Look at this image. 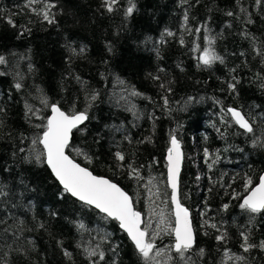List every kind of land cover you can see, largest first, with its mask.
<instances>
[{
    "label": "trees",
    "instance_id": "trees-1",
    "mask_svg": "<svg viewBox=\"0 0 264 264\" xmlns=\"http://www.w3.org/2000/svg\"><path fill=\"white\" fill-rule=\"evenodd\" d=\"M48 2L55 4L51 24L36 14L44 0L31 6L36 12L25 6L27 0H0V55L6 58L0 64V264H90L84 248L97 243L105 252L100 264H142L115 220L61 195L47 165L25 159L38 131L34 125L50 115L45 97L63 110L88 107L90 119L74 131L71 143L92 162L68 152L134 196L142 219L154 205L163 207V195L150 198L144 185L149 175L166 181L170 134L178 136L184 153L180 192L196 243L185 260L173 254L176 264H221L225 248L246 258L226 264H264V249L244 252L240 246L242 231L253 244L264 240V213L252 216L239 208L245 179L252 178L254 187L264 173V0H133L136 8L127 17L128 0H117L111 12L104 0ZM185 12L192 31L181 27ZM205 25L224 62L197 67L199 51H191L192 42L202 50L205 33L194 30ZM165 29L174 35L158 43ZM233 77L235 91L228 88ZM17 82L23 85L19 90ZM133 90L141 95L132 96ZM93 91L97 98L90 101ZM26 104L37 110L31 118ZM229 106L249 119L252 132L222 113ZM117 150L124 161L115 158ZM128 164L140 169L139 186ZM78 223L85 228L78 230ZM222 232L227 238L218 241ZM172 242L168 236L157 240L161 247Z\"/></svg>",
    "mask_w": 264,
    "mask_h": 264
},
{
    "label": "snow or ice",
    "instance_id": "snow-or-ice-1",
    "mask_svg": "<svg viewBox=\"0 0 264 264\" xmlns=\"http://www.w3.org/2000/svg\"><path fill=\"white\" fill-rule=\"evenodd\" d=\"M40 0H27L26 7L36 12V9L31 6L39 3ZM117 3V0H104V6L109 12L113 11V5ZM257 4L261 3V0H256ZM129 6L125 11V16L131 15L136 4L133 0H128ZM55 7V4L44 0L43 7L37 15H41L43 20L48 23H54V14L51 9ZM242 12L246 9L241 8ZM228 15H233L232 12H228ZM249 22H251L249 20ZM8 23L14 27L12 19L9 17ZM188 14L185 12L184 23L182 28L185 31H192L187 28ZM203 28L205 35L203 36L204 45L202 50L201 46L195 41L192 42L191 51L196 53L199 51L197 59V67H211L215 62H224V58L219 55L213 47L215 43V37H211L208 33L211 31L207 26L197 27L194 31L196 33L201 32ZM173 36L174 33L165 29V32L161 36V40L158 43H163L164 36ZM180 44L184 45L185 40L183 36L180 38ZM75 52V49H72ZM83 48L80 49L82 53ZM243 55V54H242ZM264 55V54H262ZM6 63V58L0 55V64ZM31 67V66H30ZM159 79V77H154ZM236 81V78H232ZM120 84H124V81H119ZM235 83L229 82L228 88L231 91L236 89ZM16 89H21L23 85L20 82L15 83ZM162 88L165 85H161ZM171 91L170 88L167 89ZM90 101H95L97 93L94 91L89 93ZM132 96H139L141 93L133 90ZM43 106L50 107L51 115L46 118H42L41 123L34 125L38 130L32 139V147L29 152V156L25 159H34L37 163H46L51 169L55 178L62 185L63 192L61 195L67 193L76 198L82 204L94 207L98 209L100 213L104 214V219H112L119 223L120 228L125 231L132 241L137 254L141 258L142 264H176L175 257H179L181 260L187 259L186 253L192 250L195 246V231L192 226L191 213L188 207L182 203V195L180 192V173L181 165L184 160V153L181 147V140L175 134H170L169 147L167 148L166 155V167H167V179L163 180L162 177H153L149 175L147 183L144 185L145 189L149 192L150 198L155 196L159 198L163 195L164 199L159 200V204L163 207H154L151 209L148 218L142 219L144 215L141 211H138L135 207V197L129 195L127 191L121 188L117 183H114L111 179L104 176L94 175L88 167L81 166L76 162V158L70 156L68 150L75 151L77 155L83 156L88 162H92V157L88 155L83 149H73L71 139L74 131L81 130V125L85 121L90 119L88 115V107L84 110H76L75 107L70 110H63L58 103H50L45 97L42 101ZM220 103V101H217ZM165 106L168 105L167 97H164ZM90 106V104H89ZM26 115L31 118L36 113L34 107L25 105ZM3 109H0L2 112ZM224 115L230 114L232 120L245 132H252L253 126L249 122V119L245 118L242 112L234 107L229 106L226 110L221 109ZM127 138V137H126ZM256 143V141H254ZM37 145H42V149ZM24 151V149H21ZM115 158L117 161H124L125 155L122 151L117 150L115 152ZM210 153L205 149V159L208 160ZM219 157L213 159L208 164V168L211 169L217 162ZM123 167V164L120 165ZM129 176L139 182L143 179L140 175V169L133 164H128ZM142 167V166H141ZM163 185L164 191L161 192L160 185ZM252 184V178L245 179L244 187L246 194L241 198L239 208L254 216L255 214L264 213V174L260 175L259 182L254 187H249ZM153 188L156 189L153 192ZM171 189L170 193L167 189ZM2 194V193H0ZM238 194H234L235 196ZM228 204L223 205V209L227 210ZM153 221L155 223L153 224ZM207 223V221H206ZM212 228H217L216 224L209 225ZM42 227V225H41ZM78 230H83L85 225L83 223L77 224ZM219 230V229H218ZM242 237L241 248L244 252H248L252 248L259 247L264 249V240H261L259 244H253L250 242V234L245 232L240 233ZM168 236L173 238V242L163 247L157 244L158 239ZM107 238V234L101 238V242ZM227 238V232H222L216 237L218 241H224ZM84 251L87 257L90 259V264H100V261L104 260L105 252L101 250V244L97 243L95 247H85ZM115 253V248H113ZM200 255H203L204 249L199 250ZM174 254V255H173ZM65 255L70 257V253L65 251ZM99 257L98 260H91L92 257ZM246 258L242 255L231 253L229 249L225 248L221 264H226L227 261H244Z\"/></svg>",
    "mask_w": 264,
    "mask_h": 264
},
{
    "label": "water",
    "instance_id": "water-1",
    "mask_svg": "<svg viewBox=\"0 0 264 264\" xmlns=\"http://www.w3.org/2000/svg\"><path fill=\"white\" fill-rule=\"evenodd\" d=\"M50 115H51V111H50ZM82 126V125H81ZM238 126V125H237ZM239 127V126H238ZM240 128V127H239ZM240 129H242V128H240ZM242 130H244V129H242ZM245 131V130H244ZM170 146V145H169ZM43 147V146H42ZM166 155H167V152H166ZM165 161H166V156H165ZM78 163V162H77ZM167 163V162H166ZM183 163V162H182ZM46 164V163H45ZM47 165V164H46ZM82 166V165H81ZM48 167V166H47ZM84 167V166H83ZM49 168V167H48ZM181 169H182V165H181ZM49 170H50V172H51V174L53 175V177H54V179L59 183V181L55 178V176H54V174L52 173V171H51V169L49 168ZM262 174H264V173H262ZM261 174V175H262ZM166 177H167V168H166ZM258 182H259V180H258ZM59 185L62 187V185L59 183ZM171 190V189H170ZM76 199V198H75ZM77 200V199H76ZM79 201V200H78ZM98 210V209H97ZM99 211V210H98ZM192 221V220H191ZM117 222V221H116ZM118 223V222H117ZM119 224V223H118ZM120 227V226H119ZM121 229V228H120ZM122 230V229H121ZM123 231V230H122ZM124 233L127 235V233L124 231ZM127 237H128V235H127ZM128 239L130 240V238L128 237ZM131 241V240H130ZM131 243H132V241H131ZM133 244V243H132Z\"/></svg>",
    "mask_w": 264,
    "mask_h": 264
}]
</instances>
